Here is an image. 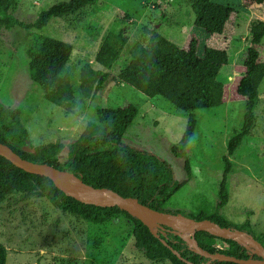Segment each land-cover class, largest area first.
I'll return each mask as SVG.
<instances>
[{
    "label": "rangeland",
    "instance_id": "obj_1",
    "mask_svg": "<svg viewBox=\"0 0 264 264\" xmlns=\"http://www.w3.org/2000/svg\"><path fill=\"white\" fill-rule=\"evenodd\" d=\"M61 1L69 0H17L14 15L30 23ZM214 1L233 9L231 23L222 34L195 26L188 0H99L76 15L52 19L41 33L73 47L57 87L78 118L47 102L29 79L28 61L37 52L31 44L35 31L20 27L5 30L0 37V103L21 111L20 119L33 147L58 142L65 149L88 123L96 122L95 109L134 105L138 114L123 142L167 161L174 179L184 183L165 210L210 216L218 203L227 140L240 130L245 112V99L236 94V86L249 47L248 27L255 19L264 20L262 0ZM146 30L157 31L183 49L196 40L200 58L207 48L229 56L217 77L223 100L189 110L197 124L186 158H175L171 148L183 135L188 110L178 109L163 96L149 98L118 82L110 83L102 94L95 92L96 75L105 61L124 46L111 70L116 76L126 60L145 45ZM252 83L258 93L257 121L252 135L229 158V197L221 215L237 227L248 219L252 235L264 247V39ZM66 154L64 150L59 155L60 163ZM133 229L124 216L91 225L54 208L46 199L15 194L0 202V244L7 250L6 264H170L150 261L136 249ZM217 247L222 248L220 242Z\"/></svg>",
    "mask_w": 264,
    "mask_h": 264
},
{
    "label": "trees",
    "instance_id": "obj_2",
    "mask_svg": "<svg viewBox=\"0 0 264 264\" xmlns=\"http://www.w3.org/2000/svg\"><path fill=\"white\" fill-rule=\"evenodd\" d=\"M98 1H61L40 12L35 21L25 23L14 15L17 0H0V37L3 31L14 27L32 29L36 32L31 44L37 47V52L28 61L29 79L38 86L47 102L61 107L65 113L68 112L76 118L79 117L76 110L70 107L57 87L58 79L67 71L73 55V47L69 43L42 33L52 19L76 15ZM244 1L252 3L255 0ZM262 2L264 3V0ZM188 3L194 15V25L210 33L222 34L231 23L233 9L228 5L214 0H188ZM248 28L249 47L244 58V71L236 86V94L245 99V112L240 130L233 133L226 143V153L222 157L223 177L218 203L210 216L182 215L195 220L208 219L220 227L238 229L254 237L248 219L241 227H237L221 215V210L227 204L229 197L227 178L232 169L229 158L243 144L245 138L252 135L257 121L255 109L258 93L252 83V75L259 64L260 45L264 39V20L255 19ZM146 32L148 37L145 45L126 60L116 76L111 70L122 54L124 46L118 48L105 61L103 68L96 75V94H102L110 83L118 82L132 87L149 98L163 96L181 110L210 107L223 100V93L217 89V77L221 66L229 62V56L225 51L207 48L204 57L200 58L197 54V42L194 39L187 49H183L155 30H146ZM95 110L96 122L88 123L78 139L66 149L58 142L33 147L28 130L21 122V111L7 108L0 103V142L25 160L67 171L89 186L107 188L123 197L135 198L139 203L153 210L171 213L165 210L166 203L184 183L174 179L173 168L167 161L123 142V136L134 123L138 109L130 104L120 108ZM189 112L183 135L171 148L175 158L187 157L189 144L196 128V117L191 111ZM24 147L34 149V152H27ZM64 150L67 153L66 159L60 163L59 155ZM189 176L190 173L188 178ZM15 194L23 198L46 199L54 208L95 226L124 216L133 224L135 248L148 260L186 264L155 238L138 219L131 217L125 211L117 207L102 208L80 203L55 188L48 178L26 173L0 156V202ZM160 238L183 259L193 264L209 262L208 259L194 252L181 237L171 233L168 228ZM193 239L199 249L208 253L244 260L258 258L244 245L234 240L217 238L205 231L195 232ZM218 242L222 248L217 247ZM6 263L7 250L0 244V264ZM208 264L235 263L211 261Z\"/></svg>",
    "mask_w": 264,
    "mask_h": 264
},
{
    "label": "water",
    "instance_id": "obj_3",
    "mask_svg": "<svg viewBox=\"0 0 264 264\" xmlns=\"http://www.w3.org/2000/svg\"><path fill=\"white\" fill-rule=\"evenodd\" d=\"M27 152H34V149L24 147ZM0 156L9 161L13 166L22 171L48 178L55 188L66 196L87 205H94L102 208L117 207L125 211L131 217L138 219L146 226L150 233L160 242L169 248L171 252L186 264H193L181 257V255L173 250L167 243L160 238L165 234L166 228L171 233L181 237L191 249L200 256L211 261L232 262L235 264H264V247L254 237L232 228L220 227L208 219L195 220L182 214L164 213L153 210L141 203L137 199L131 197H123L118 193L107 188H94L89 186L72 173L59 170L47 164H37L21 158L10 147L0 142ZM205 231L217 238L234 240L245 246L246 249L252 251V255L257 259L249 258L247 260L238 259L233 256H226L218 253H208L197 247L193 239L195 232ZM208 262V263H209ZM201 263V264H208Z\"/></svg>",
    "mask_w": 264,
    "mask_h": 264
}]
</instances>
